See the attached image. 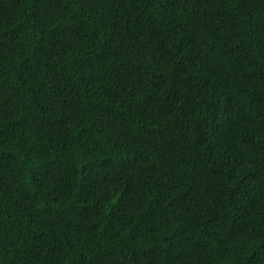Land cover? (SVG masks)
Returning a JSON list of instances; mask_svg holds the SVG:
<instances>
[{"label": "trees", "instance_id": "obj_1", "mask_svg": "<svg viewBox=\"0 0 264 264\" xmlns=\"http://www.w3.org/2000/svg\"><path fill=\"white\" fill-rule=\"evenodd\" d=\"M0 264H264V0H0Z\"/></svg>", "mask_w": 264, "mask_h": 264}]
</instances>
